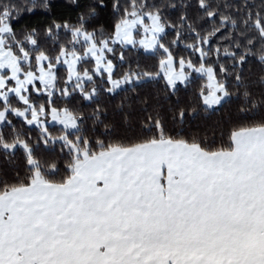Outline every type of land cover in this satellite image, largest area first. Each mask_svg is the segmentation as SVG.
I'll use <instances>...</instances> for the list:
<instances>
[{
  "label": "snow or ice",
  "instance_id": "6c2138e0",
  "mask_svg": "<svg viewBox=\"0 0 264 264\" xmlns=\"http://www.w3.org/2000/svg\"><path fill=\"white\" fill-rule=\"evenodd\" d=\"M0 264H264V0H0Z\"/></svg>",
  "mask_w": 264,
  "mask_h": 264
},
{
  "label": "trees",
  "instance_id": "16d2710c",
  "mask_svg": "<svg viewBox=\"0 0 264 264\" xmlns=\"http://www.w3.org/2000/svg\"><path fill=\"white\" fill-rule=\"evenodd\" d=\"M31 19H32V20H35V19H37V17H32Z\"/></svg>",
  "mask_w": 264,
  "mask_h": 264
}]
</instances>
